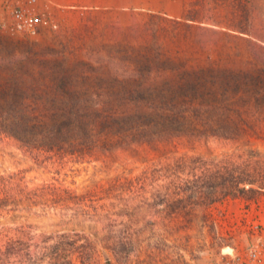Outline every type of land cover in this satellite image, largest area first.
<instances>
[{
  "label": "trees",
  "instance_id": "1",
  "mask_svg": "<svg viewBox=\"0 0 264 264\" xmlns=\"http://www.w3.org/2000/svg\"><path fill=\"white\" fill-rule=\"evenodd\" d=\"M238 3L246 14H240V25L234 27L244 33L254 13L264 11V0ZM191 12L186 10L188 20L193 19ZM251 67L209 63L169 70L135 68L132 77L113 82L119 98L106 101L80 99L62 84L56 86L61 98L42 103L28 98L15 82L1 84L0 135L13 138L36 159L60 167L86 158L98 161L93 158H107L128 142L149 144L165 156L147 159L149 166L138 175L121 174L83 189L58 180L31 185L24 172L0 173V218L59 210L71 220L89 222L86 229L94 224L93 231L44 234L0 222V264H40L44 259L48 264H77L74 257L91 264L103 248L115 255L132 249L131 233L113 242L111 232L102 233L116 228L120 215H128L133 224L132 209L157 208L167 216L181 215L190 224L199 209L264 192V153L251 149L243 137L249 116L264 109V72L255 63ZM120 131L129 139L114 136ZM214 140L237 147L218 154L180 153L175 145L183 141L194 148Z\"/></svg>",
  "mask_w": 264,
  "mask_h": 264
},
{
  "label": "rangeland",
  "instance_id": "2",
  "mask_svg": "<svg viewBox=\"0 0 264 264\" xmlns=\"http://www.w3.org/2000/svg\"><path fill=\"white\" fill-rule=\"evenodd\" d=\"M239 4L238 0H125L119 10L113 5L88 12L67 9L59 13L57 30L34 38L0 34V85L15 82L28 98L42 103L61 98L56 86L62 84L80 99L106 101L119 98L113 82L132 77L135 68L169 70L215 63L249 69L252 62L264 72V11H256L242 33L234 27L240 25V14H246ZM187 9L192 20L185 17ZM99 86L105 88L100 91ZM247 122L243 137L251 149L264 153V109ZM120 133L114 136L129 139L128 133ZM177 142L180 153L218 154L237 147L216 140L194 148ZM128 143L107 158L99 154L93 158L98 161L86 158L60 167L43 157L36 159L13 138L0 135V173L24 172L31 185L58 180L83 189L121 174L138 175L149 166L147 159L165 156L149 144ZM132 212L133 224L128 215H120L116 228L102 230L105 235L112 233L109 242L126 240L131 233L132 249L115 255L103 248L91 264H244L252 251L259 257L253 264H264V192L199 209L190 224L181 215L167 216L157 208ZM5 216L0 222L6 227L30 226L44 234L86 229L89 223L71 220L59 210ZM72 262L81 264L76 257ZM48 263L49 259L40 262Z\"/></svg>",
  "mask_w": 264,
  "mask_h": 264
},
{
  "label": "built area",
  "instance_id": "3",
  "mask_svg": "<svg viewBox=\"0 0 264 264\" xmlns=\"http://www.w3.org/2000/svg\"><path fill=\"white\" fill-rule=\"evenodd\" d=\"M59 13L47 9L38 0H0V34L34 38L47 30H57ZM258 253L252 251L249 261L253 264Z\"/></svg>",
  "mask_w": 264,
  "mask_h": 264
},
{
  "label": "crops",
  "instance_id": "4",
  "mask_svg": "<svg viewBox=\"0 0 264 264\" xmlns=\"http://www.w3.org/2000/svg\"><path fill=\"white\" fill-rule=\"evenodd\" d=\"M39 4L56 13H61L67 9L73 12L90 11L92 9L106 10L110 5L117 10L123 9L125 0H38Z\"/></svg>",
  "mask_w": 264,
  "mask_h": 264
}]
</instances>
